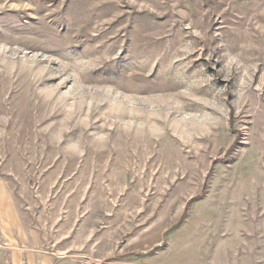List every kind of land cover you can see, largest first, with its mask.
<instances>
[{
    "label": "rangeland",
    "instance_id": "1",
    "mask_svg": "<svg viewBox=\"0 0 264 264\" xmlns=\"http://www.w3.org/2000/svg\"><path fill=\"white\" fill-rule=\"evenodd\" d=\"M0 264H264V0H0Z\"/></svg>",
    "mask_w": 264,
    "mask_h": 264
},
{
    "label": "clouds",
    "instance_id": "2",
    "mask_svg": "<svg viewBox=\"0 0 264 264\" xmlns=\"http://www.w3.org/2000/svg\"><path fill=\"white\" fill-rule=\"evenodd\" d=\"M70 147H74V145H70Z\"/></svg>",
    "mask_w": 264,
    "mask_h": 264
}]
</instances>
